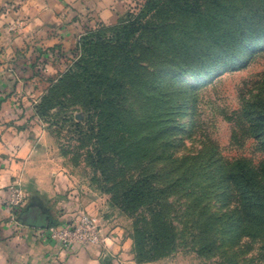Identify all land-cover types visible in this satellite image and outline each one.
Returning a JSON list of instances; mask_svg holds the SVG:
<instances>
[{"label": "rangeland", "instance_id": "374dc122", "mask_svg": "<svg viewBox=\"0 0 264 264\" xmlns=\"http://www.w3.org/2000/svg\"><path fill=\"white\" fill-rule=\"evenodd\" d=\"M145 3L125 0L115 22L71 17L15 60L7 207L90 219L129 264H264V190L239 182L247 168L264 181V0L204 5L206 22L226 17L217 35L259 25L235 58L204 21ZM129 21L148 29L121 47Z\"/></svg>", "mask_w": 264, "mask_h": 264}, {"label": "crops", "instance_id": "0c3cea01", "mask_svg": "<svg viewBox=\"0 0 264 264\" xmlns=\"http://www.w3.org/2000/svg\"><path fill=\"white\" fill-rule=\"evenodd\" d=\"M124 4L125 0H0V264L130 263L127 245L116 238H108L105 243L75 245L68 250L41 238L39 229L48 228L53 217L41 209L46 227H33L21 220L29 207L20 217L13 214L7 200L11 197L8 186L16 165L1 168V154L13 140L15 129L10 124L16 115L12 110L13 98L7 88L16 82L9 81L13 78L10 73L17 69L16 59L49 41L50 32L60 31L67 19L88 14L100 21L115 22ZM5 71H9V78L2 76Z\"/></svg>", "mask_w": 264, "mask_h": 264}, {"label": "trees", "instance_id": "16d2710c", "mask_svg": "<svg viewBox=\"0 0 264 264\" xmlns=\"http://www.w3.org/2000/svg\"><path fill=\"white\" fill-rule=\"evenodd\" d=\"M167 1H169L170 3H173L176 8H179L181 10V14H184L186 16H193L197 20L199 19V20L204 21L201 27L206 28V24H207L208 31L211 32L209 38L211 40L214 39V44L217 41L216 45L224 47V53L232 55L231 58H235V55H234L235 53H231V52L236 51L237 46L243 45L244 42H246L248 39H251L253 36L252 32L259 31L258 24L255 25L253 23H249V25H251V29H250L251 32H249L248 30L244 28H241L240 30H238V33H237V30L235 32L231 30H228V31L225 30L226 31L225 33L217 35L216 31H213L215 26L211 23V21L217 24L223 23L226 17L225 15L219 14L218 16L214 18L211 17V21L206 22V18H208V13L206 15L204 12V9H207L208 11L209 8L208 6L205 7L204 5L210 2L211 0H181L182 3H179L176 0H167ZM151 4H152V0H146V3H145L146 9L147 8L150 9L149 6ZM121 29L123 31L122 32L123 35H119V40H125V43L122 42L121 44V47H125L127 44H129V40H128L129 38L131 39L133 35L138 34L142 30L148 29V27L136 21L135 22L129 21V24L123 25ZM240 178L241 179L239 182L241 183V188L243 189L242 191L245 193V195L247 196L248 194L258 195L260 192H262V190H264V181H262V178L259 176L258 170L255 172L254 170L249 169V168L244 169L240 173ZM260 212L264 216V205H262ZM62 225L68 226V227L71 226L68 224H63L62 222H59V221H55V223H51L50 226H62Z\"/></svg>", "mask_w": 264, "mask_h": 264}, {"label": "built area", "instance_id": "2783aa9c", "mask_svg": "<svg viewBox=\"0 0 264 264\" xmlns=\"http://www.w3.org/2000/svg\"><path fill=\"white\" fill-rule=\"evenodd\" d=\"M93 221L85 219L79 227L49 226L46 229H39L41 238L55 242L61 250H68L75 245L99 244L95 233Z\"/></svg>", "mask_w": 264, "mask_h": 264}, {"label": "flooded vegetation", "instance_id": "af4514ba", "mask_svg": "<svg viewBox=\"0 0 264 264\" xmlns=\"http://www.w3.org/2000/svg\"><path fill=\"white\" fill-rule=\"evenodd\" d=\"M24 218L32 222H39V221H44L45 216L39 207L30 206L28 212L24 215Z\"/></svg>", "mask_w": 264, "mask_h": 264}, {"label": "water", "instance_id": "95a60500", "mask_svg": "<svg viewBox=\"0 0 264 264\" xmlns=\"http://www.w3.org/2000/svg\"><path fill=\"white\" fill-rule=\"evenodd\" d=\"M21 220L23 221V223L33 226V227H46L45 221L32 222L24 217Z\"/></svg>", "mask_w": 264, "mask_h": 264}]
</instances>
